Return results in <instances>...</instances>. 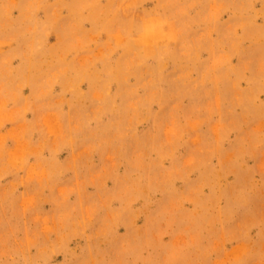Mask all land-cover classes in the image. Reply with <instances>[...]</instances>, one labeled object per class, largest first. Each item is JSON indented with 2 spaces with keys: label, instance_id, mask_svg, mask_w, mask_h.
Here are the masks:
<instances>
[{
  "label": "rangeland",
  "instance_id": "rangeland-1",
  "mask_svg": "<svg viewBox=\"0 0 264 264\" xmlns=\"http://www.w3.org/2000/svg\"><path fill=\"white\" fill-rule=\"evenodd\" d=\"M0 264H264V0H0Z\"/></svg>",
  "mask_w": 264,
  "mask_h": 264
}]
</instances>
